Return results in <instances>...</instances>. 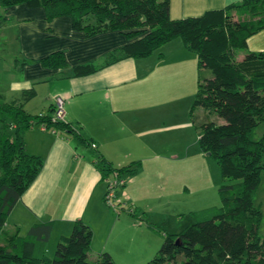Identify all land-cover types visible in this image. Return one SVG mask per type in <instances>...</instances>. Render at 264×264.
Returning <instances> with one entry per match:
<instances>
[{
  "label": "trees",
  "instance_id": "16d2710c",
  "mask_svg": "<svg viewBox=\"0 0 264 264\" xmlns=\"http://www.w3.org/2000/svg\"><path fill=\"white\" fill-rule=\"evenodd\" d=\"M18 5L41 7L46 22L69 16L71 28L84 37L116 31L126 38L125 44L100 61L76 66L75 75L92 73L124 58H145L174 38L195 54L199 75L189 115L200 107L223 120L215 124L203 117L196 139L200 151L209 153L217 164L219 205L191 211L194 222L179 232L164 234L156 252L143 264H264V233H258L261 214L253 204L264 172V130L257 138L253 135L264 122V51H245L236 59L247 37L264 28V0H241L178 19L169 17V0H0L3 9ZM38 63L60 68L65 57L57 50ZM202 70L210 76L201 74ZM33 95L34 90L28 88L17 99L0 100V264H117L104 251L87 259L91 229L79 219L73 221L68 235L57 238L51 259L44 257L50 221L33 223L24 234L18 227L3 228L12 206L42 166L38 155L25 151L26 130L41 123L47 131L65 132L91 147L67 122L51 120L52 106L27 113L24 103ZM94 161L101 180L113 173L118 179L134 176L140 165L136 160L114 167L98 154ZM127 213L137 217L135 208ZM178 256L182 257L179 262Z\"/></svg>",
  "mask_w": 264,
  "mask_h": 264
},
{
  "label": "crops",
  "instance_id": "0c3cea01",
  "mask_svg": "<svg viewBox=\"0 0 264 264\" xmlns=\"http://www.w3.org/2000/svg\"><path fill=\"white\" fill-rule=\"evenodd\" d=\"M239 1L169 0L168 12L171 19H178L221 9ZM2 17L5 20H1L4 19ZM0 20V28L9 31L7 40L15 47L14 53L3 65L6 70L0 67L7 76L4 89L0 88V100L17 99L22 90L32 88L34 95L24 103V107L34 101L38 103L37 113H40L53 106L54 99L59 97L63 101V120L95 145L94 148L81 145L65 132L39 131L35 127L26 130L23 134L25 151L38 155L42 166L12 206L3 228L11 230L18 227L19 233L24 234L31 224L50 221L49 240L69 232L73 221L79 219L91 229V243L98 241L97 253L104 251L113 257L108 249L110 239L112 243L119 242L124 248H131L134 254L128 259L143 264L147 258L144 255L148 251L150 253V246L156 248L158 245L149 237V234L154 235L153 229L143 226L145 221L141 219L143 214L140 209L135 208L137 217L133 222L128 213V216L119 217V212H111L104 207L102 180L94 164V156L101 155L112 166H120L110 156L111 150L115 149L112 142L116 130L112 126L117 121L125 127L124 119L120 123L117 116L121 112L127 118L132 113L133 105L124 102L129 101L125 92L131 91L133 83L145 79L154 69L158 91L160 86L163 93L177 86L180 91L185 90L187 96H194L199 75L195 54L186 50L179 38H174L163 44L162 52L157 55L151 53L145 58H124L92 73L75 75L73 69L76 66L100 61L110 50L125 44L126 38L116 31L84 37L81 31L71 28L69 16L55 17L46 22L41 7L18 5L0 8ZM57 50L64 54L63 67L50 69L38 63L41 57ZM245 51H264V28L247 37L245 48L238 51L236 59L239 60ZM2 53L4 50L0 49V61ZM201 74L210 76L206 70H202ZM169 100L172 98L158 96L153 105L167 104ZM127 121L130 122L129 119ZM86 123L96 128L87 131ZM71 139L82 147L91 148L93 154L78 150ZM146 144L145 150L153 158L158 157V150H165L170 159L177 158L173 146L168 148L167 137L163 135L149 138ZM125 195L128 209L136 207ZM91 243L87 252L89 260L95 257ZM145 248L148 249L145 251Z\"/></svg>",
  "mask_w": 264,
  "mask_h": 264
},
{
  "label": "rangeland",
  "instance_id": "374dc122",
  "mask_svg": "<svg viewBox=\"0 0 264 264\" xmlns=\"http://www.w3.org/2000/svg\"><path fill=\"white\" fill-rule=\"evenodd\" d=\"M8 34L9 31L0 28V49L4 50L2 61H0L2 70H6L3 65L6 64L15 51L14 45H11L10 41L7 40ZM158 52H162V47L155 49L152 53L157 55ZM3 60L5 61L3 62ZM156 75V69H154L145 79L133 83L132 90L125 92V96L129 101H124L123 96L119 97L125 103L132 104L133 110L127 118V115L118 112V119L120 123L124 119L125 127L120 126L117 121L113 124L112 127L116 131L113 135L114 142L112 144L115 149H112L110 153V156L115 160L114 162H118L116 164L120 166L140 160V167H138L137 175L134 178L126 175L121 177L123 184L116 186L114 202H118L120 205L118 209L119 217L128 216V205L125 202L126 193L130 201L133 202L132 204L136 206L131 208L141 210L143 214L141 219L145 221V224L142 223L143 226L148 225L153 229L155 236L149 234V237L153 239L152 241H156L158 245L156 248L150 246V253L148 251L144 255L147 257L146 261L156 252L164 234L179 232L185 226L194 222L191 211L210 206L218 207L219 200L216 189L221 183L216 162L200 151L196 139L199 123L203 120V117L206 116L215 124H220L223 120L215 114H208L200 107L194 108L190 116L189 107L193 95L191 97L187 96V94H184L185 90L180 91L177 86L171 87L166 93L162 92L163 88L160 86L159 89L161 90L158 91ZM6 77V72L0 70V88L2 90L7 82ZM158 96L170 97L172 100H169L167 104L153 105L158 101ZM121 100L119 101L121 102ZM37 108L38 103L34 101L29 102V105L24 107L25 111L31 115L39 112ZM126 119H129L130 122L127 121V123ZM95 128L93 124L86 123L87 131ZM263 130L264 122L255 128L254 138H257ZM160 135L167 137L168 148L173 146L177 158L170 159L165 150H158V157L153 158L145 150L148 139L157 138ZM71 140L76 143L75 140ZM118 146L122 148H117ZM76 148L93 154L92 149L89 147L85 148L76 143ZM153 170H157V172L154 173ZM107 179H111V176H108ZM101 185L104 192L105 180H102ZM253 204L259 207L261 215L258 233L263 234L264 172L260 175L259 184L253 196ZM103 205L107 210L114 211L105 203ZM132 217L131 219L135 222L136 218ZM69 233L70 231L62 235H68ZM57 238H49L44 251L45 258L51 259L53 257ZM97 245L98 241L94 242L93 240L91 249L95 255L94 259L100 253V251L97 253ZM108 246L113 254L112 258L117 264H137L135 261L128 259L134 254L131 248H124V245L119 242L112 243L110 239ZM147 249L145 248V251ZM181 258V256H178L177 262ZM166 264L173 263L167 262Z\"/></svg>",
  "mask_w": 264,
  "mask_h": 264
},
{
  "label": "built area",
  "instance_id": "2783aa9c",
  "mask_svg": "<svg viewBox=\"0 0 264 264\" xmlns=\"http://www.w3.org/2000/svg\"><path fill=\"white\" fill-rule=\"evenodd\" d=\"M63 115H64L63 101L61 98L57 97L54 99V102H53L51 120L52 121H64ZM37 129L39 131H47V128L41 123L37 125ZM51 131H53V130H51ZM91 147H93V148L95 147L94 143H91ZM110 176H111V179H107V178L104 179L106 182L105 191L103 193L104 203L107 206L111 207V209H113L115 211V213H117L120 205H118V202H116V203L114 202L115 188L118 185L121 186L123 183V180L118 179L116 177L115 173H113Z\"/></svg>",
  "mask_w": 264,
  "mask_h": 264
},
{
  "label": "water",
  "instance_id": "95a60500",
  "mask_svg": "<svg viewBox=\"0 0 264 264\" xmlns=\"http://www.w3.org/2000/svg\"><path fill=\"white\" fill-rule=\"evenodd\" d=\"M205 155H206V156H208V155H209V153H207V152H206V153H205Z\"/></svg>",
  "mask_w": 264,
  "mask_h": 264
}]
</instances>
